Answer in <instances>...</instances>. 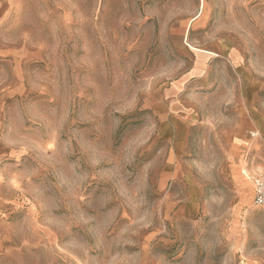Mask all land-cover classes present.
Listing matches in <instances>:
<instances>
[{"label": "rangeland", "instance_id": "obj_1", "mask_svg": "<svg viewBox=\"0 0 264 264\" xmlns=\"http://www.w3.org/2000/svg\"><path fill=\"white\" fill-rule=\"evenodd\" d=\"M216 47L237 91L197 98L254 120L232 162L144 108ZM263 175L264 0H0V264H264Z\"/></svg>", "mask_w": 264, "mask_h": 264}, {"label": "crops", "instance_id": "obj_2", "mask_svg": "<svg viewBox=\"0 0 264 264\" xmlns=\"http://www.w3.org/2000/svg\"><path fill=\"white\" fill-rule=\"evenodd\" d=\"M188 46L191 47L189 44ZM192 49V67L186 70H171L168 67L157 70L156 75L152 77L150 93L144 102V108L151 113V120L160 124L165 138L174 139L179 133L185 132L190 136L200 124L204 129L205 138L213 137V133L216 132L217 137L225 140L224 154L227 160L236 161L247 148L237 156L238 149L233 148L234 145H239L237 147L240 148L247 147L243 145L244 137L247 138V134L254 128V120L243 116V113L238 116L237 108L239 106L247 108L250 102L245 99L243 104L238 105L235 98H228L214 104L211 98H204L205 103H202V98H197L198 87L194 86L202 82L206 85L203 87L205 92L228 91L229 95L233 91L236 92L238 70L235 65L239 63V58L235 54L223 57L224 52L220 47ZM227 105L231 108L229 114L215 115L213 111L207 109H205L207 112L200 114L201 108L214 106L224 108ZM174 146L173 144V148ZM170 153L176 152L172 149Z\"/></svg>", "mask_w": 264, "mask_h": 264}, {"label": "built area", "instance_id": "obj_3", "mask_svg": "<svg viewBox=\"0 0 264 264\" xmlns=\"http://www.w3.org/2000/svg\"><path fill=\"white\" fill-rule=\"evenodd\" d=\"M255 195L254 204L257 206H264V175L254 179Z\"/></svg>", "mask_w": 264, "mask_h": 264}, {"label": "bare ground", "instance_id": "obj_4", "mask_svg": "<svg viewBox=\"0 0 264 264\" xmlns=\"http://www.w3.org/2000/svg\"><path fill=\"white\" fill-rule=\"evenodd\" d=\"M249 182V181H248ZM255 190V189H254Z\"/></svg>", "mask_w": 264, "mask_h": 264}]
</instances>
